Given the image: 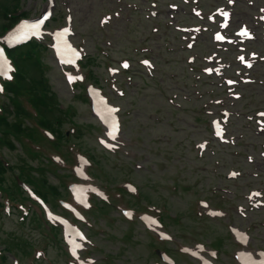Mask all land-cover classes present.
<instances>
[{"label": "rangeland", "instance_id": "374dc122", "mask_svg": "<svg viewBox=\"0 0 264 264\" xmlns=\"http://www.w3.org/2000/svg\"><path fill=\"white\" fill-rule=\"evenodd\" d=\"M211 1L203 0L202 4L200 0L204 12L210 11ZM52 4L54 18L46 33L65 26L71 13L75 36L62 48L51 36L47 40L42 36L46 47L40 44L34 51L37 68L33 61L12 64L16 73L24 69L27 82L43 81L37 86L46 96L47 105L38 109L29 91L23 94L29 99L8 94L7 83L17 84L14 77L0 80V106L6 105V117L20 125L18 134L8 132V141L13 144H0V159L4 156L15 169L7 174L10 183L15 181L12 190L0 185V211L12 206V198H29L24 186L36 191L29 177H38L39 183L46 180L60 194L49 195L48 202L55 214L51 220L58 228L54 230L57 239L47 242L37 221L29 224L16 210L6 212L0 219V249L6 248L5 238L14 244L24 242L7 254L9 262H15L14 256L18 255L19 264H71L65 224L58 221L59 216L82 231V262L91 257L99 264H165L155 254L157 248H165L175 264H199L195 257L179 253L182 240L188 245L211 244L218 236L222 239L221 249H229L224 239L229 222L248 231L250 250L263 249L264 208L254 209L244 194L247 188L248 192L264 188V131H258L253 118L256 111L264 109V83L245 88L247 94L236 99L224 81L203 72L204 58L219 52L233 64L228 75L238 77L240 67L234 52L239 48H218L209 32L199 37L193 49L187 48L188 39L177 28L205 24L192 17L193 0L189 5L181 0H0V23L4 22L7 7L20 9V19L25 13L28 19H35ZM170 4L178 5L179 10H171ZM263 4L259 0H240L235 6L239 13L235 23L256 26L250 15ZM151 11L157 12V17ZM0 45H8L2 30ZM29 45L19 49L24 54L19 57L22 61L27 58ZM70 47L78 48L84 58L63 66L58 55L61 49ZM28 56L33 59L32 54ZM191 57L195 58L193 63ZM144 58L151 59L155 66L151 74L142 66ZM128 60L132 68L123 73L122 63ZM110 68H117L120 74L112 75ZM7 71L2 77L8 75ZM69 72L74 78L77 73L83 74L85 80L72 85ZM89 85L101 89L109 103L122 110L121 127L114 135L95 115L94 100L87 94ZM115 87L123 90L125 97ZM220 99H225L227 108L216 106ZM224 109L231 114L225 143L215 137L210 125ZM210 110L216 114L210 116ZM252 156L255 163L249 161ZM80 158L90 164L85 159L81 163ZM231 170L241 172V176L228 178ZM129 184L140 195L128 193ZM223 190L224 198L215 194ZM91 195L89 204L86 199ZM204 199L227 209L228 216L223 220L209 218L206 210L199 208V200ZM28 203L31 216L43 215L41 205L30 200ZM67 204L76 209L70 210L72 213L65 210ZM241 205L246 210L239 211L247 217L239 214ZM161 209L163 212L158 214L156 211ZM157 215L163 217V222ZM156 226L160 227L154 229ZM148 227L163 229L171 239L158 242ZM205 248L204 256L208 257Z\"/></svg>", "mask_w": 264, "mask_h": 264}, {"label": "trees", "instance_id": "16d2710c", "mask_svg": "<svg viewBox=\"0 0 264 264\" xmlns=\"http://www.w3.org/2000/svg\"><path fill=\"white\" fill-rule=\"evenodd\" d=\"M0 8L2 9V6L0 5ZM0 9V11H1ZM6 11L3 13V17H4V22L0 23V31H6L8 30L10 27L13 26V24H15L17 22V9H12L10 7L5 8ZM28 16V15H25ZM39 44L37 45V43L33 42L29 45V51L27 53H25V56H27V58L22 61L20 57V55H24L19 53V49H14L11 52V56L13 58V60L15 61V63H21L22 64H27V62L29 63L30 61H33L34 64L33 66H35L37 68L38 64L36 63V57H35V53L34 51L39 49ZM29 54L33 55V59H29ZM21 61V62H19ZM21 69V68H20ZM22 72H17L15 75V82H17L16 85H14L13 83H7L6 86V91L8 92V94H12L13 96L16 97H23V94L25 91H29L30 94L33 96V102L34 104L37 106L38 109H40L43 106L47 105V98L46 96H43L42 94H44L43 92L40 93L38 91V85L42 86L44 83L43 81H37V80H30V82L26 81V76L27 74L25 73L24 69H21ZM29 83H31V86H27ZM17 94H20V96H18ZM26 94V93H25ZM24 94V95H25ZM13 96H10V98H13ZM30 98V97H29ZM8 108L6 106H3L2 110L3 113L0 114V144H13L12 142L8 141L7 136H9V131H12L16 134H18V132L20 131V125L17 122L11 121L8 119V117H6L7 112L6 111ZM2 125L7 126V129H4ZM3 130H8L7 132H1ZM64 136V135H62ZM61 136V137H62ZM60 137V136H59ZM60 140V139H59ZM15 170L14 168L10 167L7 168V166L3 163V160L0 159V185L7 188L8 190H12V188L15 186V181L11 180V183L9 182L8 178H7V174H9L11 171ZM39 178L38 177H29V181L32 182L37 189V192L39 194H41L43 197H45L47 200L49 199V195H60L57 194L56 191L53 189V187L48 184V182L46 180H41V182L39 183ZM28 200V197H23L21 200H18L17 198H12L11 203L14 205L13 207H15V205L17 203H23L25 204V201ZM1 203H0V207H1ZM3 215V211H0V219L2 218ZM26 221H29V224H32L34 222L37 221L38 224L37 227L38 228H42L44 230V235H45V239L48 238L51 240L57 239L56 235L54 236V231L51 230H55V228L51 227V229L45 228L44 223H43V219L39 216H30V217H25ZM12 241V240H11ZM6 248L4 249V254L2 256V261L1 264H11L9 262V256L7 255L8 253H12V250L14 248L19 249L20 246L24 245V242H21L20 244H14L11 243L10 240L6 241L3 240ZM18 256V255H16Z\"/></svg>", "mask_w": 264, "mask_h": 264}, {"label": "bare ground", "instance_id": "6f19581e", "mask_svg": "<svg viewBox=\"0 0 264 264\" xmlns=\"http://www.w3.org/2000/svg\"><path fill=\"white\" fill-rule=\"evenodd\" d=\"M91 96L93 98V100L95 101V107L97 112L101 115V117L103 118V122L109 127L111 128V114L110 112L107 110V108L105 107L104 104H102L97 96L91 92ZM237 240L239 242H241L242 247L244 248V239L241 235L236 237ZM238 264H261V257L257 256L256 254H251L248 252H242L238 255Z\"/></svg>", "mask_w": 264, "mask_h": 264}, {"label": "flooded vegetation", "instance_id": "af4514ba", "mask_svg": "<svg viewBox=\"0 0 264 264\" xmlns=\"http://www.w3.org/2000/svg\"><path fill=\"white\" fill-rule=\"evenodd\" d=\"M224 239L228 242L227 244L230 246L229 249H225V250L221 249L222 239L218 236L214 238L215 244L220 248H218L217 251L218 255L215 258L211 259L213 264H237L238 261L234 258V251H232L231 249L233 243V236H232V231L229 227H227V234ZM262 250H264V248ZM260 262L261 264H264L263 259H261Z\"/></svg>", "mask_w": 264, "mask_h": 264}, {"label": "snow or ice", "instance_id": "6c2138e0", "mask_svg": "<svg viewBox=\"0 0 264 264\" xmlns=\"http://www.w3.org/2000/svg\"><path fill=\"white\" fill-rule=\"evenodd\" d=\"M225 15H227V14H225ZM242 34L245 35V36L248 35V33H247L246 31L243 32ZM241 59H243V58H241ZM249 66H250V65H249ZM124 67H127V64H125ZM260 115H261V116H264V113H261Z\"/></svg>", "mask_w": 264, "mask_h": 264}]
</instances>
